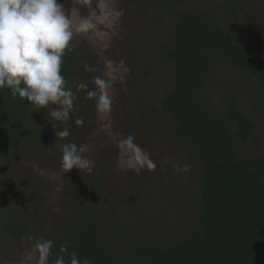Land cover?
Listing matches in <instances>:
<instances>
[{
  "label": "trees",
  "instance_id": "trees-1",
  "mask_svg": "<svg viewBox=\"0 0 264 264\" xmlns=\"http://www.w3.org/2000/svg\"><path fill=\"white\" fill-rule=\"evenodd\" d=\"M245 1L153 0L129 46L144 122L177 135L197 160L193 223L171 242H150L113 207L99 172L79 213L45 238L50 260L65 246L66 261L75 251L90 264H264V42ZM78 63L66 52L61 69L76 104L95 89ZM36 111L0 90V238L30 234L5 209L20 195L7 165L15 149L44 144Z\"/></svg>",
  "mask_w": 264,
  "mask_h": 264
},
{
  "label": "rangeland",
  "instance_id": "rangeland-1",
  "mask_svg": "<svg viewBox=\"0 0 264 264\" xmlns=\"http://www.w3.org/2000/svg\"><path fill=\"white\" fill-rule=\"evenodd\" d=\"M152 1L63 0L64 11L74 25L82 19L93 23L92 29L74 38L67 53L79 59L78 70L85 83L96 89L97 77L107 82L105 91L111 105L98 113L88 92L78 96L79 104L74 96L69 118L56 122V131L70 132L64 140H57L46 111L35 113L34 128L46 139L43 145L22 146L9 155L7 170L18 175L15 183L20 195L8 198L5 208L18 220H26L31 230L30 234L0 238V264H37L35 243L55 237L74 219L99 172L113 207L134 232L150 242H171L185 229L184 224L193 223L201 200L197 160L177 135L144 122L131 79V38ZM245 2L253 22L260 25L255 38L264 42V0ZM73 88H78L77 84ZM129 136L146 154L144 163L150 160L155 167H140L128 150H121L120 141ZM68 142L89 145L85 155L95 161L91 174L61 170L60 145ZM131 150L135 153V148ZM184 164L190 171L177 173L176 167Z\"/></svg>",
  "mask_w": 264,
  "mask_h": 264
},
{
  "label": "clouds",
  "instance_id": "clouds-1",
  "mask_svg": "<svg viewBox=\"0 0 264 264\" xmlns=\"http://www.w3.org/2000/svg\"><path fill=\"white\" fill-rule=\"evenodd\" d=\"M92 28L93 23L89 19H82L74 25L64 11L63 0H0V90H10L13 98L26 101L36 112L46 111V118L52 123L57 140H64L70 135L67 129L56 131L55 128L57 121L69 118L74 104V93L61 74L64 56L71 50L74 38ZM94 83L96 89L87 95L94 99L100 113L109 109L111 100L105 91L107 82L97 77ZM86 87L84 83L78 85L80 89ZM119 147L122 151L128 150L140 167H155L150 160L144 163L146 154L134 144V137L122 139ZM132 148H135V153ZM89 151L86 143L61 144V170L66 174L73 169L79 170L81 175L91 174L95 161L85 155ZM175 170L186 173L190 171V166L184 164ZM52 247L50 240L40 239L35 243L34 248L39 253L37 264H90L88 259L82 260L75 251L67 253L66 261L65 246H61V254L50 260Z\"/></svg>",
  "mask_w": 264,
  "mask_h": 264
}]
</instances>
